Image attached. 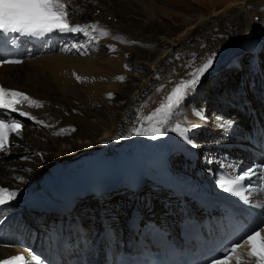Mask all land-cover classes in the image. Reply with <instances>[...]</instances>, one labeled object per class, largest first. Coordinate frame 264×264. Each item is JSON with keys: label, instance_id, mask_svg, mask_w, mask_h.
Here are the masks:
<instances>
[{"label": "bare ground", "instance_id": "obj_1", "mask_svg": "<svg viewBox=\"0 0 264 264\" xmlns=\"http://www.w3.org/2000/svg\"><path fill=\"white\" fill-rule=\"evenodd\" d=\"M120 1L68 0V10L73 13L71 21L92 20L96 25L103 27V29L98 28L99 31H106L108 35H100V39L96 42L83 36L84 43L81 47L78 45L57 47L52 44L50 48H42L46 54L33 55V50L41 51V48H34L25 53V57L20 63L0 65V80L4 85L28 91L32 96L31 100L39 104L40 99L44 100V104H40V107L30 103H26L22 107L34 119H39L43 121L44 125H49L47 132L51 134L46 136L48 142L40 140L36 136L37 134L40 136L39 131L29 130L25 125L22 129L23 134L14 135V139L22 145L10 148L0 156V180L4 184L24 186L26 183L34 182L31 187L43 186L44 189H48L50 187L47 186V183L56 178L66 175L76 179L77 171L83 174L86 171L85 165H89L93 159L92 155L100 159L101 157L114 159L117 164L122 157L120 152L129 148L137 149L143 144L144 139L149 137L137 135L133 130L136 128H140L141 131L146 130L150 123L155 122L156 119L164 118L166 112L164 103H168L167 96L172 89L180 81L190 79V73L210 57L213 59L210 70L204 73L195 90L185 97L182 104L174 110L171 120L161 130H170L179 122L188 124L193 120L200 121L202 116L197 113L199 106L196 103L199 101L201 105H208L212 101L217 102L214 108L220 115L225 118H231L233 115L236 120L235 123L230 122V126L227 121L214 120L212 128L215 131L207 132L205 130L203 136L207 138L217 139L221 133L222 137H229L226 133L238 134L240 130H246L245 128L248 126L246 118L248 114L250 115V105L255 107L258 113L259 124L263 121L258 98L260 97L262 102L264 93H260L262 87L259 79L257 95L251 93L249 87L244 86L243 83L247 82L245 74H243L239 82L240 87L237 90V92L244 90V93L247 91L245 96L242 93H236L233 96L222 93L217 101L214 95L220 94L223 91L220 89L222 87H225L226 91L234 88L232 79L235 69L227 68L233 62L234 57L242 54L245 49L252 48L262 59L259 51H264V0H199L204 6V11L201 12L199 18L193 21L183 19L176 30H173L172 25L163 21L164 17L171 18V15L175 14L174 10L157 3V0H128L134 7L137 4L141 8V12L130 8L129 3L125 4L128 2L127 0ZM124 5L127 8L123 7ZM127 12L134 13L126 17ZM140 13L147 16L146 21L137 17L136 14ZM108 15L112 18H107ZM158 24L165 29H159ZM145 26L148 28L146 29ZM170 28L172 29L170 30ZM99 31L94 34H99ZM115 36H117L116 39ZM250 37L252 40L246 46L244 39ZM117 39L120 40L119 43H117ZM122 49L123 57L119 56L120 52L122 54ZM92 55L96 56L97 60L92 58ZM131 55L139 57L134 59V56ZM251 56H253L252 53ZM30 60L32 62H29ZM131 60L134 62L132 63ZM237 60L240 63L241 58L238 57ZM26 63L29 65L27 72L25 71ZM126 63L130 64V67L146 66L149 73L145 78L147 81L143 82L144 79H142L140 84L136 85L135 89L125 98L126 92H129L125 79L126 76L130 78L127 69H122ZM261 67L264 69V65ZM176 71L177 73H175ZM227 71H230L229 75H227ZM183 72H186L187 78L182 77ZM223 74V77L220 76ZM121 77L123 79H119ZM210 77H215L219 84H213L208 88V91L203 83H206ZM171 78L170 83L169 79ZM253 85H255L254 82ZM154 90L162 92L160 100L157 102H152L151 97L147 99V96ZM201 93L202 95H200ZM208 93L211 97H208ZM120 98L122 101L119 100ZM229 100H232L233 103H228ZM237 101H239V105H242V108L236 105ZM122 104H125L121 111L124 112L117 114L115 111ZM154 105H157L156 108L149 113L154 114L153 121L141 124L145 116L141 113L142 109ZM157 108L163 109L159 115L154 113ZM64 110H70V113L65 115L63 114ZM109 111L112 112L111 116L113 117L107 115ZM76 113H82L84 117L74 118ZM115 114H117L116 117L120 114L121 116L117 119L114 117ZM6 115L17 118L15 112L6 111ZM25 119L28 122L32 120L27 117ZM253 120L255 118L251 117L250 128H252ZM65 124L71 125L66 127ZM223 129H227V131ZM27 148L38 151L37 155L30 156L31 163H27L30 159L23 161L18 158V155L27 151ZM51 150L54 151L50 153ZM42 151H45L46 154H43ZM237 152L238 150L234 151L230 148L226 160L233 164L239 163L241 166L248 161L249 153L241 152L238 155ZM16 155L17 157H15ZM38 160L44 166L41 167ZM111 170H113V166H111ZM33 175L35 176L32 178ZM115 193L119 194V200L115 206L116 212L122 217V209L125 208L126 202L122 201V194L120 195L119 191ZM115 193L103 196L107 204L108 201L117 198ZM159 198V193L154 199L149 198L147 206L160 205ZM86 199L90 201L89 196H86ZM96 200L94 198L93 202ZM167 200L169 206L172 205L170 200ZM13 251L14 249L0 246V256Z\"/></svg>", "mask_w": 264, "mask_h": 264}, {"label": "snow or ice", "instance_id": "obj_2", "mask_svg": "<svg viewBox=\"0 0 264 264\" xmlns=\"http://www.w3.org/2000/svg\"><path fill=\"white\" fill-rule=\"evenodd\" d=\"M71 14L73 13L68 10V0H0V34L18 33L21 36L44 37L56 32L83 33L85 36L93 38V33L99 31L95 25L81 26L72 24ZM99 35L107 36L108 33L99 31ZM0 63L13 64L20 63V61L2 60ZM212 64L213 59L210 57L190 73V79L180 81L167 96L168 103L164 118L156 119L155 122H152L154 114L145 115L141 124L144 122L152 123L146 130L134 129L135 134L151 136L153 139L163 136L165 133L161 129L168 124L174 114V110L182 104L185 97L195 90L200 78ZM24 102L40 107L38 102L31 100L25 93L0 86V110L18 112L22 117L34 119L22 107ZM160 111L161 109L157 108L155 115H159ZM138 119H140L139 116ZM37 123L43 124V121H37ZM45 126L50 127L49 125ZM197 127H199L197 124L191 125L192 129ZM22 128L23 125L20 121L12 120L8 122L6 118L0 119V152L7 150L10 144V134L20 135ZM170 130L178 132L182 136L189 131L187 128H181L179 124ZM188 142L192 147H197L190 140ZM253 178H256L255 181ZM245 181H249V183L244 185ZM218 184L224 191L240 197L245 203H249L252 192L264 194V164L249 168L244 173L226 182L218 181ZM245 192L249 193V195H245ZM16 197L17 192L15 190L0 187V205L9 203ZM256 207L264 208V203L257 204ZM244 247L247 248L248 262H242L238 254V250ZM233 258H235L236 264H264V220L257 224L256 227L250 228L241 241L233 243L229 248L224 249L223 257L212 260L211 264H231ZM35 259L37 261L40 260L38 256ZM18 261H26V258L23 255H13L7 259L0 260V264H17Z\"/></svg>", "mask_w": 264, "mask_h": 264}, {"label": "rangeland", "instance_id": "obj_3", "mask_svg": "<svg viewBox=\"0 0 264 264\" xmlns=\"http://www.w3.org/2000/svg\"><path fill=\"white\" fill-rule=\"evenodd\" d=\"M123 0H121L120 2H122ZM128 1V0H127ZM136 1V0H135ZM158 2L157 3H159V4H162V5H165V6H167L168 8H170V9H172V11L173 12H175V14L173 13L171 16V18H174V20H171V18H168V17H164L163 18V21H166V23H168V25H172V27H173V30H176L177 29V27L179 26V24H180V22H182V20L183 19H189V20H191V21H193V20H195V19H197V18H199V16L201 15V12H203L204 11V6H203V3L201 2V1H199V0H196V1H192V0H157ZM199 1V2H198ZM197 2V3H196ZM124 3V2H123ZM129 3V1L127 2V3H125V4H128ZM136 6L134 7V6H132V5H130V3L128 4V6L130 7V8H132V9H135L136 11H140L141 12V8L137 5V4H135ZM203 6V7H202ZM123 7H126L127 8V6L126 5H124ZM200 7V8H199ZM140 8V9H139ZM197 10H199V11H197ZM133 11V10H132ZM134 12H132V13H130V12H127V16L126 17H129V16H131V14H133ZM136 15H138L137 17H139L140 19H142L143 21H146V15L145 14H143V13H140V14H136ZM107 18H109V19H111L112 17L110 16V15H108L107 16ZM115 18H117V17H115ZM150 18V17H149ZM166 18H167V20H166ZM117 20H119L118 18H117ZM116 20V21H117ZM181 20V21H180ZM177 24V25H176ZM157 27H159V29H161V30H164L165 29V27L164 28H162L159 24L157 25ZM145 28L147 29L148 27L147 26H145ZM172 28H170V30H171ZM149 30V29H148ZM147 30V31H148ZM156 39V38H155ZM119 41L120 40H118L117 39V43H119ZM157 41V40H156ZM158 42V41H157ZM53 52H57V51H53ZM89 53V52H88ZM37 54H46V53H34L33 55H37ZM95 54V53H94ZM93 54V55H94ZM112 55L114 54V53H111ZM262 55H264V52H262L261 53ZM33 55H30V56H33ZM93 55H92V58H94V59H96L97 60V58H96V56H94L93 57ZM122 55V57H123V49H122V54H121V52H120V55L119 56H121ZM91 56V55H90ZM131 56H134V59L135 58H137V57H139L138 55H131ZM75 58H77V57H75ZM133 59V58H132ZM33 60V59H32ZM24 63L26 62V61H23ZM29 62H32L31 60L29 61ZM131 62L133 63L134 62V60H131ZM34 63V62H33ZM122 63H124V62H122ZM25 66H27V68H25V71L27 72L28 70H29V65L26 63L25 64ZM32 66H35V67H40L39 65H32ZM127 66V67H126ZM126 66H125V69H127L126 71L128 72V74L130 75V78L128 77V76H126V79H125V81H126V83L128 84V90H129V92H126V94H125V98H126V96H128L129 95V93L131 92V91H133L134 89H135V86L136 85H139L140 84V81H142V79H144L143 80V82H146L147 81V79H145V78H147V74L149 73V69L146 67V66H141V65H137V66H135V67H130L131 65L130 64H126ZM124 67L122 66V69H123ZM131 68V69H130ZM208 70H210V68L208 69ZM151 72V71H150ZM177 72V71H176ZM184 74L182 75V77L183 78H187V74H186V72H183ZM227 73V75H229L230 74V71H227L226 72ZM225 73V74H226ZM72 74H73V72H72ZM24 75H25V72H24ZM246 75V74H245ZM220 76H224V74L223 75H220ZM219 76V77H220ZM203 77V76H202ZM219 77H218V79H219ZM221 77V78H222ZM225 78V77H224ZM248 78H250V74H248ZM252 78V77H251ZM170 80V83H171V81H172V78L171 79H169ZM216 80L217 79H215V77H210L208 80H207V82H206V88H207V90H208V88L209 87H211V86H213V84H216V85H218L219 84V82H216ZM233 81H232V83H233V86H234V88L233 89H229L228 91H226L225 90V87H222V88H220L221 90L223 89V91L222 92H220V94H215L214 95V98L215 99H220V96H221V94L222 93H224V94H227V95H229V96H233L235 93H239V92H237V90H238V84H239V82H240V75H239V70H234V77H233V79H232ZM250 83H247V85H246V87H249L248 85H249ZM130 86V87H129ZM217 87V86H216ZM124 89H127V87H124ZM254 89H255V87H254ZM254 89H253V91H254ZM209 91V90H208ZM161 90H154L151 94H149L148 96H147V99L149 98V97H151L153 100H152V102H157L158 100H160V97H161ZM71 94V93H70ZM69 94V95H70ZM68 95V96H69ZM200 95H202V93L200 94ZM208 97H211V95L208 93ZM120 101H122V98H120L119 99ZM118 100V101H119ZM120 101H119V103H120ZM213 103H214V101H212V102H210V107L211 106H213ZM57 106V105H56ZM156 106L157 105H154V106H149V107H144L143 109H142V111H141V113H142V115H147V114H149V113H151L155 108H156ZM125 107V104L123 105L122 104V106L121 105H119L118 107H117V110L115 111V112H117V114L119 113V112H121L122 111V108H124ZM86 109V108H85ZM147 112V113H144V112ZM124 112V111H123ZM123 112H121V114L123 113ZM70 113V110H64L63 111V114H65V115H68ZM77 115H74V118H77V117H84V115H82V113L81 114H78V113H76ZM111 114H112V112H108L107 113V115L109 116V117H113V116H111ZM117 114H115L114 115V117L115 118H119L120 116H121V114L118 116V117H116V115ZM109 120V119H108ZM110 121V120H109ZM28 129L29 130H35V131H39V134H40V136L37 134L36 136H37V138H39L40 140H44V141H46V142H48L46 139V136L47 135H51L50 133H48L47 132V130H45V128H36V127H34V126H31V125H28ZM74 131V130H73ZM23 134V133H22ZM32 134H34V133H32ZM41 134H43V135H41ZM28 149H30V148H28ZM54 150H51V152L50 153H52ZM28 152V153H27ZM42 153L43 154H46L45 153V151H42ZM38 154V151L37 150H35V149H33V150H28V151H25V153H22V154H20V155H18V158H20L21 160H23V161H25V160H29L30 159V156H33V155H37ZM29 155V156H28ZM26 156H28V157H26ZM15 157H17V156H15ZM18 158H17V160H18ZM35 159V158H34ZM39 162H40V164H41V167L42 166H44V164L40 161V160H38ZM32 162V158L27 162V163H31ZM29 170V169H28ZM28 170H27V172H28ZM26 171V170H25ZM29 174V173H28ZM37 174H38V172H37ZM35 175H33V176H31L32 178L34 177Z\"/></svg>", "mask_w": 264, "mask_h": 264}]
</instances>
